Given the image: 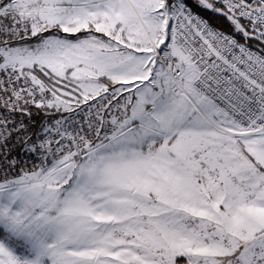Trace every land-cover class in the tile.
<instances>
[{
    "label": "snow or ice",
    "instance_id": "snow-or-ice-1",
    "mask_svg": "<svg viewBox=\"0 0 264 264\" xmlns=\"http://www.w3.org/2000/svg\"><path fill=\"white\" fill-rule=\"evenodd\" d=\"M0 264H264V0H0Z\"/></svg>",
    "mask_w": 264,
    "mask_h": 264
}]
</instances>
